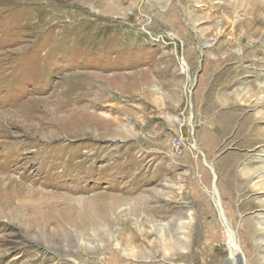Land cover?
Masks as SVG:
<instances>
[{
    "label": "rangeland",
    "instance_id": "obj_1",
    "mask_svg": "<svg viewBox=\"0 0 264 264\" xmlns=\"http://www.w3.org/2000/svg\"><path fill=\"white\" fill-rule=\"evenodd\" d=\"M0 264H264V0H0Z\"/></svg>",
    "mask_w": 264,
    "mask_h": 264
},
{
    "label": "bare ground",
    "instance_id": "obj_2",
    "mask_svg": "<svg viewBox=\"0 0 264 264\" xmlns=\"http://www.w3.org/2000/svg\"><path fill=\"white\" fill-rule=\"evenodd\" d=\"M182 65H183V67H186L185 62H182ZM207 166L210 167L209 163H208ZM214 194L215 195L213 197V200L215 202V205L218 207V211H219V213L221 215V218H222V220L224 222V225L226 226V229L228 230L229 235H230V239H229V243L228 244L230 246L229 248H230L231 256L234 257L236 255V253L238 252V250H239V248H237V245H235L236 236H235V233L233 232V230L228 225V222H227L226 216H225V210H224V208L222 206L221 200H220L218 194L216 193V191L214 192Z\"/></svg>",
    "mask_w": 264,
    "mask_h": 264
},
{
    "label": "built area",
    "instance_id": "obj_3",
    "mask_svg": "<svg viewBox=\"0 0 264 264\" xmlns=\"http://www.w3.org/2000/svg\"><path fill=\"white\" fill-rule=\"evenodd\" d=\"M186 148V143L183 137L175 138L172 142V150L174 155L181 156Z\"/></svg>",
    "mask_w": 264,
    "mask_h": 264
}]
</instances>
